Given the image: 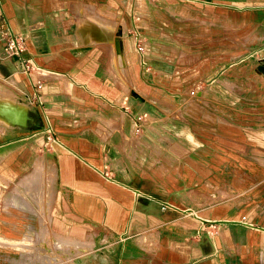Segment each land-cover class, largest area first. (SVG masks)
<instances>
[{
  "label": "crops",
  "instance_id": "obj_1",
  "mask_svg": "<svg viewBox=\"0 0 264 264\" xmlns=\"http://www.w3.org/2000/svg\"><path fill=\"white\" fill-rule=\"evenodd\" d=\"M139 1L0 0L23 46L0 85L27 104L0 94V236L91 239L76 264H264V0Z\"/></svg>",
  "mask_w": 264,
  "mask_h": 264
},
{
  "label": "rangeland",
  "instance_id": "obj_2",
  "mask_svg": "<svg viewBox=\"0 0 264 264\" xmlns=\"http://www.w3.org/2000/svg\"><path fill=\"white\" fill-rule=\"evenodd\" d=\"M134 3L138 10L141 2L139 0H134ZM78 21L84 24L95 23L103 25L107 30H111V24L108 22L97 20L89 16L78 17L76 22ZM7 89H3L0 85V94L6 95L12 104L23 103L27 106V104L18 98L11 89H9V91ZM3 90H6V92ZM48 166L49 165H47V167ZM43 171L44 167L38 165L37 169L33 168L31 173L19 183L21 185L25 184V193L40 207L45 194L47 195L49 192L43 184ZM36 173L41 174V176L34 178ZM50 186L49 184V187ZM14 192L19 194L16 187H14ZM39 229H36V231L31 230L29 233H26L24 238L20 239L0 236V264H76L72 256L76 253H80L81 249L86 250L92 243L91 239H80L82 242H85L81 243L80 241L82 245L80 243L78 245L77 239L67 238L64 235L52 233L48 225L47 228H45L42 224ZM74 243H76V246Z\"/></svg>",
  "mask_w": 264,
  "mask_h": 264
},
{
  "label": "built area",
  "instance_id": "obj_3",
  "mask_svg": "<svg viewBox=\"0 0 264 264\" xmlns=\"http://www.w3.org/2000/svg\"><path fill=\"white\" fill-rule=\"evenodd\" d=\"M136 42H137L136 49L141 50L142 49L141 41L137 40ZM0 47L2 51L8 54L18 53L19 51L23 49L21 37H18V39L16 37L8 38L7 40H5L4 42L0 44ZM25 69L28 70V67L26 64H25ZM197 88H198L197 86L191 87L190 89H188V92L194 95ZM139 120H141L140 114L136 115L135 123L138 124Z\"/></svg>",
  "mask_w": 264,
  "mask_h": 264
},
{
  "label": "bare ground",
  "instance_id": "obj_4",
  "mask_svg": "<svg viewBox=\"0 0 264 264\" xmlns=\"http://www.w3.org/2000/svg\"><path fill=\"white\" fill-rule=\"evenodd\" d=\"M6 109H7L6 106H5V107H4V106H0V113L3 112V111H6ZM38 165L42 166V163H40V162H36V163L34 164L33 168H34V169H37V166H38ZM28 175H29V174H28ZM51 177H52V176H51ZM52 178H53V177H52ZM52 180H53V179H52ZM45 181H46V180H45ZM43 182H44V180H43ZM47 182H48V181H47ZM45 183H46V182H45ZM43 184H44V183H43ZM45 185H46V184H45ZM45 188H46V187H45ZM47 189H48V191H49V188H47ZM80 241H81V240H77V242H78L77 244H78V245H79ZM83 242H85V241H83ZM83 242L81 241V243H83ZM63 243H64V242H63ZM81 243H80V244H81ZM61 244H62V243H61ZM65 244H66V243H65ZM74 244H75V246H76V243H74ZM72 245H73V244H72ZM81 245H82V244H81Z\"/></svg>",
  "mask_w": 264,
  "mask_h": 264
}]
</instances>
